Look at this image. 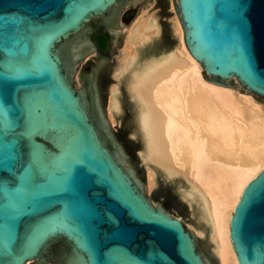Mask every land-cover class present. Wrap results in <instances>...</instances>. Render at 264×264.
<instances>
[{
  "label": "water",
  "instance_id": "obj_1",
  "mask_svg": "<svg viewBox=\"0 0 264 264\" xmlns=\"http://www.w3.org/2000/svg\"><path fill=\"white\" fill-rule=\"evenodd\" d=\"M124 1L0 0V264H204L117 158L90 84L78 89L75 33L97 20L104 50ZM173 11L202 77L264 97V0ZM227 228L239 264H264V168Z\"/></svg>",
  "mask_w": 264,
  "mask_h": 264
},
{
  "label": "bare ground",
  "instance_id": "obj_2",
  "mask_svg": "<svg viewBox=\"0 0 264 264\" xmlns=\"http://www.w3.org/2000/svg\"><path fill=\"white\" fill-rule=\"evenodd\" d=\"M168 1L171 41L164 39L152 4L127 24L122 14L116 16L120 45L104 97L102 66L90 71L93 101L107 140L118 146L117 158L141 183L147 202L185 226L204 264H239L227 226L244 189L264 168V97L236 78L234 84H221L202 77V63L188 52L174 0ZM135 5L132 1L128 8ZM93 48L86 36L75 42L74 63ZM75 76L82 89L81 74ZM124 125L137 142L135 161L112 129ZM166 187L179 204L166 195Z\"/></svg>",
  "mask_w": 264,
  "mask_h": 264
},
{
  "label": "rangeland",
  "instance_id": "obj_3",
  "mask_svg": "<svg viewBox=\"0 0 264 264\" xmlns=\"http://www.w3.org/2000/svg\"><path fill=\"white\" fill-rule=\"evenodd\" d=\"M132 1H136V5L129 7L130 8L129 9L128 3H131ZM174 2H176V0H174ZM148 4H152V11H155L158 14L160 23L163 27L164 39L166 41H171L170 35L168 33V18L170 17V14L172 11L169 9V1L168 0H127V1L121 2L117 15L122 14L121 16H123L122 18H123L124 22H126V24H127L128 21H131L136 16V14L139 12V10L141 8L147 6ZM120 28H121V26L113 25L112 29L115 31L111 32L112 29L106 30L107 32L110 33V35L106 39V47L104 50L98 48L97 45L92 40V35L94 33L99 32V26H98L97 20L87 22V28L86 29L79 30L78 32L75 33V42L82 40L86 36L87 41L91 42V44H93L94 52H91L92 50L91 51L85 50L83 52V55L81 56V58L77 61V63L76 64L74 63V72H78L81 74L80 83H81L82 88L87 87L89 84L91 87V78H90L91 69L95 66H102L103 75L101 78V84H100L101 89H100V91H101V94L103 97L105 96L104 88L110 80L109 75H108V70L110 69V67L115 62V57L117 55V51H118V48L120 45L121 37H120V35L118 36L117 34H115V32L121 31ZM230 84H234V83H230ZM91 92L93 93L92 87H91ZM92 97H93V94H92ZM129 116H130V111H129V109H127L125 119L126 120L129 119ZM112 129L114 131L115 136L120 140L121 143L130 146L131 156H132L133 160L135 161L134 148L137 146V142L132 140L128 136V129L125 127V125L124 126H116ZM108 142L110 145H112V143L110 142L109 139H108ZM165 193L167 196L171 197L176 202V204H179L178 200L175 197V194L173 193V191L169 187L165 188ZM154 199L156 202H158V201L160 202V201L164 200V197H162V198L156 197ZM170 211L175 212L176 210H175V208H172V209L170 208ZM183 216H184L185 220H188L187 215H183ZM49 262H51V264H55L54 259L49 260L48 263ZM48 263H46V264H48ZM31 264H45V263H39L36 261H32Z\"/></svg>",
  "mask_w": 264,
  "mask_h": 264
},
{
  "label": "flooded vegetation",
  "instance_id": "obj_4",
  "mask_svg": "<svg viewBox=\"0 0 264 264\" xmlns=\"http://www.w3.org/2000/svg\"><path fill=\"white\" fill-rule=\"evenodd\" d=\"M98 33H101V32H97V33H94V34L92 35V40H93V37H94L96 34H98Z\"/></svg>",
  "mask_w": 264,
  "mask_h": 264
},
{
  "label": "snow or ice",
  "instance_id": "obj_5",
  "mask_svg": "<svg viewBox=\"0 0 264 264\" xmlns=\"http://www.w3.org/2000/svg\"><path fill=\"white\" fill-rule=\"evenodd\" d=\"M244 41H243V37H242V43H243ZM119 107V105H117V108Z\"/></svg>",
  "mask_w": 264,
  "mask_h": 264
}]
</instances>
